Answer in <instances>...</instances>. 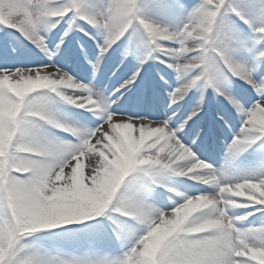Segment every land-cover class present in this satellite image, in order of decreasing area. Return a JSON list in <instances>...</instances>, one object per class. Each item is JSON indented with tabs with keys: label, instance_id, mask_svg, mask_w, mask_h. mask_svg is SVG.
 <instances>
[{
	"label": "snow or ice",
	"instance_id": "obj_1",
	"mask_svg": "<svg viewBox=\"0 0 264 264\" xmlns=\"http://www.w3.org/2000/svg\"><path fill=\"white\" fill-rule=\"evenodd\" d=\"M149 7L179 17L177 26L145 18L137 0H104L100 7L84 0H0V27L18 33L49 61L17 67L0 54V264H264V218L246 225L255 211L232 214L246 207L264 213V167L226 175L194 156L190 147H198L201 133L189 138L186 126L197 117L199 103L173 130L171 117L111 110L135 89L139 67L105 96L50 63L70 31L89 35L78 22L99 37L89 36L98 51L93 75L105 54L127 40L122 62L132 56L142 67L151 59L181 79L168 94L169 107L200 87L230 105L241 127L227 145L229 159L254 145L264 153V0L245 5L199 0L191 8L180 0H152ZM233 16L247 27L251 43ZM62 21L67 27L49 51L47 33ZM232 79L247 85L251 101L232 94ZM57 100L90 112L100 123L88 128L59 119L48 110ZM217 119L231 131L222 114ZM45 126L71 140L38 138ZM172 177L194 178L206 191L189 196L169 186ZM138 185L171 194L166 196L170 208L154 206ZM102 214L110 221L107 227L99 220L83 224ZM43 230H60L50 234L54 241L100 240L118 244L120 252L97 257L22 243Z\"/></svg>",
	"mask_w": 264,
	"mask_h": 264
},
{
	"label": "rangeland",
	"instance_id": "obj_2",
	"mask_svg": "<svg viewBox=\"0 0 264 264\" xmlns=\"http://www.w3.org/2000/svg\"><path fill=\"white\" fill-rule=\"evenodd\" d=\"M180 1L188 8H191L192 6L196 5L199 2V0H180ZM84 2L93 5L95 7H100L103 5L104 0H84ZM137 2L140 8L142 9L143 16L145 12L153 13V16H156V17H152L153 21L160 22V24H164L165 26H168L170 28H175V25L177 26L180 18L172 14H168V15L163 14L160 11L149 7L152 0H137ZM229 2L236 5H245V4L257 3L258 0H229ZM249 14L251 15L250 11ZM231 19L235 22V25L240 30L241 35L243 37H247V40L249 41V43H251V33L248 31L247 27L244 25L243 28V25L240 23L239 20L236 19L235 16H233ZM78 23H80V26L84 29L85 32L89 33V35L86 36L82 32L75 30L70 31L69 35L67 37H64L63 44H66L64 50L55 51V55L53 56L52 61L50 62L55 68L67 72L70 76H72L74 80L79 81L84 85H91L97 91L103 92L105 96H109L113 93L115 89L114 86L116 85L117 82L127 79L139 67L140 75L138 76L137 80L140 78L141 87L146 93L147 88H150L151 85H153V88L155 89L154 92L156 93V98L160 100L159 104H157L154 101L155 103L154 105L156 107L153 106L149 108L146 106L147 105L146 99L144 100L136 99L137 101H143V102L142 103L127 102L128 104H122V108L119 112L124 114H129L127 113L126 110L132 108L131 109L132 113L139 112L145 114L149 119L168 120L169 117H171V120H169V126L172 127L173 130H175L179 122H181L184 118H186L190 110H192L197 106V103L199 104L201 103L203 105V107H201L200 110L202 114L201 117L204 116V121H209L211 123V118L216 116L215 115L216 113L213 111L211 107L208 110L205 109L207 105L216 107L220 113L222 112V115L227 117V114H223V110H221V108H218L216 106L217 102H219V98L217 99L211 88L203 89V91L201 92L200 88L202 87H200L198 88L199 89L198 91H195L193 93L195 94L197 92L194 97L192 96L193 99L191 101L188 100L189 97L188 96L189 93H188L184 97V99L181 100L177 105H172L171 107H169L168 94L170 91H172L177 86H179V84L182 82L181 79L178 78L177 74L170 71L163 64L155 62L151 59L148 60V62L144 63L142 67L140 66L139 63L140 58H133L132 56H129L128 58L123 59L122 62V53L125 47L127 46V40L122 41L118 45L113 46V48L110 49L108 53L105 54L104 58L100 62V64H102L101 67L95 73V75H93L91 60L93 59V61H95L97 59L98 51L96 48V44L93 42L92 39L89 38V36H96V33L95 30L89 31V29H93V28H91L86 23L83 22H78ZM66 27L67 25L62 21L60 25H58L51 32L47 33L46 43L49 48V51L55 50L56 45L59 43L61 36L63 35V32ZM17 36L20 35L18 33H14L12 30H9L5 27H0V54L8 55L9 63L15 64L17 67H29V68H35L41 66L42 64L49 63L45 54L39 51V49L35 48L33 45L30 48H27L24 45L25 47L17 49L15 47V43L18 42L19 44V40H17ZM96 38H98L99 40L98 36H96ZM260 46L262 45H257V47ZM12 49H15L16 53L14 55H9ZM242 55L248 56L249 54L245 53ZM105 68L108 69L106 72H105ZM161 77H163V80H161ZM164 81H167V83L165 84ZM234 86L231 85L232 90H234ZM67 91H72V90H67ZM232 94L243 101H251L253 97V94L251 93L250 89H248L247 85L240 86L239 88L234 90ZM33 95L38 97V93ZM132 98H133L132 100H134L136 97H132ZM185 106L186 109H184ZM248 106L250 105L248 103H245V107ZM48 110L61 120L67 121L69 123L81 125L84 127L94 128L98 123H100L99 119L93 116L90 112L83 111L75 107H71L69 105H66L65 103L64 105L63 104L61 105L58 104L56 101L50 102L48 103ZM173 113L178 115L175 117ZM229 114H230V120L234 121L235 119H232L234 117L233 116L234 114L231 111H229ZM240 127H241L240 122L235 124L234 127L231 128V131L225 130V127L222 126V131H221L222 138L223 136H228V138L225 141H222L220 147L222 148L224 155L219 154V156H220V161H223L225 165L230 164L227 167L231 166L232 168H234L236 166L234 160H229L228 158H226L225 151L227 145L232 140V134L236 131H239ZM195 128L196 131L201 132L199 126H195ZM61 133H62L61 131L56 130L55 128L45 126L40 128L36 132V135L38 136V138H42L45 140H71L70 135L67 134L63 135V133L61 135ZM192 134L190 135V138ZM214 144H215V140H214ZM254 146L256 147L257 145ZM255 153H257V151H255ZM200 161L204 162L203 160ZM188 184H189V180H187L186 177H179V178L172 177L170 179L169 186L177 191L192 196L194 195L193 193L194 190L192 191L190 190V188L194 186ZM137 187L139 189V185ZM139 190L141 196H150V201H149L150 203L151 202L157 203V206H163L165 210L170 208V205L167 204L166 196L171 194L165 193V191L161 189H156L154 193H149L144 189H139ZM248 211H252V210H248ZM248 211H244V212L247 213ZM243 214L244 213L242 212L237 215H243ZM97 218L99 219L100 217H96L92 221H85L83 222V224L94 223ZM83 224L80 226H83ZM67 227H73V226H62V228H67ZM105 227H107V225H105ZM55 231H60V230H48V232H40V233L28 235L26 239L22 241V243L25 245H31L32 247H38L40 250L43 247H46L47 249L50 250V252H53L51 248H55L59 250V248L61 247L68 246V243L58 242V241L56 245H53L54 240L50 239V234ZM82 243L83 244L81 249L83 250V252H86L87 255H95L99 257L102 254H104L103 252L105 251V248L106 250H108V248L112 246H114L115 248L113 247V250L111 252L108 250V252L116 255H118L120 252V247L118 244L111 245L106 242L104 246L103 245L104 241L89 242L86 240H84ZM61 245H65V246H61ZM98 253H100V255H97ZM79 254L82 255L81 253Z\"/></svg>",
	"mask_w": 264,
	"mask_h": 264
},
{
	"label": "bare ground",
	"instance_id": "obj_3",
	"mask_svg": "<svg viewBox=\"0 0 264 264\" xmlns=\"http://www.w3.org/2000/svg\"><path fill=\"white\" fill-rule=\"evenodd\" d=\"M181 2V1H180ZM144 17L145 18H147V19H150V20H152V17H156V16H153V13H149V12H145V14H144ZM165 19V18H164ZM166 20V19H165ZM157 23H160V22H157ZM162 25H164V24H162ZM243 25V24H242ZM175 27H176V25H175ZM241 28H242V26H241ZM243 28H244V25H243ZM10 30V29H9ZM92 30H94V29H89V31H92ZM244 38H246L247 39V37H244ZM97 39V41H98V38H96ZM17 40H19V44H18V42L17 43H15V47L17 48V49H20V48H23V47H27V48H30V47H28V46H32L28 41H26V40H24L22 37H21V40L20 39H18L17 38ZM17 40H15V41H17ZM21 44V45H20ZM25 45V46H24ZM66 46V44H63V45H60V51H63L64 50V47ZM115 46V45H114ZM109 60V59H108ZM97 61V59L95 60V61H93V59L91 60V65L92 64H94L95 62ZM109 64V63H108ZM101 65L102 64H100V66H99V68L101 67ZM235 82L233 83V81H231L233 84H237V86L239 85H241V86H244V85H246V84H242V82L241 81H239V80H236V79H233ZM124 81V80H123ZM123 81H120V82H118L117 84H116V87H115V89L116 88H119V86H120V84L123 82ZM138 84L139 83H137L136 84V87H135V89L131 92V93H129V94H127L126 95V98L130 95V94H132L133 92H136L137 90H138ZM114 89V90H115ZM136 90V91H135ZM199 89L198 88H193L192 90H190V92H189V94H188V100H192L193 99V97L196 95V93L195 94H193L195 91H198ZM44 91H46V90H38V93L39 92H44ZM200 91L202 92L203 91V88H200ZM231 92H232V89H231ZM104 94V93H103ZM118 94V93H117ZM31 95H33V94H31ZM193 96V97H192ZM126 98H122L121 99V101L123 100V99H126ZM223 99V98H222ZM58 104H63L64 105V103H62V102H59L58 100L56 101ZM202 102V101H201ZM223 102H225V105L226 106H228V108H230V110H231V112L234 114L233 116L235 117V120L232 122H229L230 123V126H231V128H233L234 127V125L235 124H237V123H239V118L236 116V114H235V112H234V110L230 107V105L223 99ZM198 104V103H197ZM67 105V104H66ZM200 105V109H201V107H203V105L200 103L199 104ZM54 106V105H53ZM121 108H122V106L120 105V103L119 104H117V105H113L112 106V109L111 110H114V111H120L121 110ZM212 108V107H211ZM214 108V107H213ZM215 110H216V112L217 113H219V111L217 110V108L215 107ZM127 111V113H132V110L131 109H127L126 110ZM192 110H190V112H191ZM201 111V110H200ZM199 111V113H198V115H197V117H194L193 118V120L192 121H190L189 122V125L188 126H186V131H187V133L188 134H192V133H194V132H196V128H195V126H194V121L200 116V112ZM189 112V113H190ZM178 114H175V117L177 116ZM216 116L215 117H213V119L215 120V121H217L218 119H217V115L218 114H215ZM226 120V119H225ZM218 122L221 124V125H223L224 127H225V124L224 123H222L220 120H218ZM207 124H205L204 125V127L202 128V130L203 131H206V129H207ZM213 128H214V126H213ZM225 130H227V131H229V129L227 128V127H225ZM62 132V131H61ZM62 133H64V132H62ZM201 133V138L203 137V132L201 131L200 132ZM60 134V133H59ZM65 135H66V133H64ZM68 135V134H67ZM218 136H219V139H218V143H219V147H218V149L219 150H222V148L220 147V145L222 144V141H225L227 138H228V136H223V138H222V133H218ZM179 138V137H178ZM221 138V139H220ZM58 139V138H57ZM201 140V139H200ZM257 147L258 146H253L251 149H249L247 152H245V153H243L242 155H240V156H238V157H236V158H233V159H229L227 156H226V158H228L229 160H234L235 161V163H236V167L234 168V170H231V168H228L227 166H223V164L222 165H220L218 168H217V170H220V169H223L224 171H225V174L226 175H241V174H244V173H247V172H249V171H251V170H253V168L254 169H257V168H260L259 166H262V167H264V153H261V152H258L257 150H255V149H257ZM201 149H202V146H201V144L199 143V145H198V147H190V151H192L193 152V154H194V156H196V157H198L199 159H203V160H207V161H209V163L210 162H214V158H212L211 156H209V155H206V154H204L202 151H201ZM255 151H257V153H255ZM225 155H226V151H225ZM84 164H85V169H87V160H86V158H85V160H83L82 161ZM235 169H236V171H235ZM198 171H205V170H198ZM191 175V174H190ZM186 178H188V177H186ZM126 179H129V178H126ZM189 179V178H188ZM190 181H191V184H194V185H198V186H196V187H194V188H191L190 190H194V194L196 193V191L197 190H199V191H206V189H205V186H203V185H201V184H199V183H196L195 182V179L193 178V179H190ZM122 188H123V185H122ZM119 192H120V190H118V193H117V195H119ZM154 198H155V195H154ZM115 197H114V201L113 202H115ZM237 199H239V198H237ZM154 206H157V203H153V202H151ZM258 207V206H257ZM112 210V204H110L109 205V208L108 209H106L105 210V214L106 213H108V212H110ZM248 210H252L251 212H256V214L255 215H253V216H249V219H248V221H245V223H247V222H250V223H259L260 221H261V219L262 218H264V213H261V212H259V211H256V209L255 208H253V207H246V208H240V209H236V210H234V212L232 213L233 215H237V214H239V213H242V212H244V211H248ZM251 212H248V213H251ZM105 214H102L101 216H100V218L98 219H96L95 220V222L94 223H96L98 220L99 221H103V223H105V225H108L109 223H110V221H108L107 219H106V216H105ZM245 214V213H244ZM243 214V215H244ZM114 215H118V214H114ZM237 216H241V215H237ZM247 225V224H246ZM77 227H83V226H77ZM42 232H48V230H43ZM52 240V239H51ZM87 241V240H86ZM83 241H79V242H70L69 244L71 245V246H69V250H65L64 249V247H61V248H59V250H57V249H55V248H51V250L54 252V251H69V252H73V253H75V254H79V253H81L82 255H87V253L86 252H83V250L81 249L82 248V243ZM97 242H101L100 240H97ZM56 243H57V241H54V243H53V245H56ZM78 243V245H76ZM105 241H104V246H105ZM74 245H76V246H74ZM113 247L114 246H112V247H110V248H108V250L111 252L112 250H113ZM33 248H35V249H37V250H40L38 247H33ZM115 248V247H114ZM99 249V248H98ZM103 249V248H102ZM108 250H106V248H105V251L103 252L104 254H102L101 256H99V257H104V256H114V255H116V254H112V253H110V252H108ZM40 251H45V252H50V250L49 249H47L46 247H43ZM95 252H96V250H95ZM115 252V251H114ZM117 252H118V250H117ZM97 255H100V253H98ZM98 257V256H97Z\"/></svg>",
	"mask_w": 264,
	"mask_h": 264
}]
</instances>
